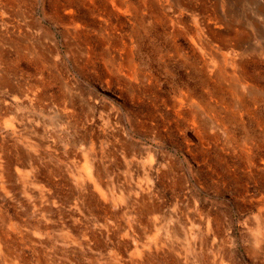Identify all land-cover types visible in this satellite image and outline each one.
I'll return each instance as SVG.
<instances>
[{
    "label": "rangeland",
    "instance_id": "obj_1",
    "mask_svg": "<svg viewBox=\"0 0 264 264\" xmlns=\"http://www.w3.org/2000/svg\"><path fill=\"white\" fill-rule=\"evenodd\" d=\"M220 1L0 0V264H264V25Z\"/></svg>",
    "mask_w": 264,
    "mask_h": 264
},
{
    "label": "bare ground",
    "instance_id": "obj_2",
    "mask_svg": "<svg viewBox=\"0 0 264 264\" xmlns=\"http://www.w3.org/2000/svg\"><path fill=\"white\" fill-rule=\"evenodd\" d=\"M239 1H241V0H237V3L239 2ZM248 1H253V2H255L256 4H255V8H256V15H258L259 16V18H260V20H261V22H262V25H264V5L263 4H260V3H257L256 2V0H248ZM220 2H224L223 0H221ZM233 2H234V0H233ZM240 4V3H239ZM230 9V8H229ZM236 9V8H235ZM233 12H234V10H233ZM90 167H91V165H88V175L89 176H91V174H92V172H93V170L91 169L90 170ZM1 185V184H0ZM35 204V203H34ZM49 215V214H48ZM24 225V224H23ZM15 253V252H14Z\"/></svg>",
    "mask_w": 264,
    "mask_h": 264
}]
</instances>
